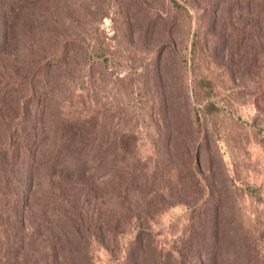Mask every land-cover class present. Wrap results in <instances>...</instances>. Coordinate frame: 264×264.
<instances>
[{
    "label": "rangeland",
    "instance_id": "1",
    "mask_svg": "<svg viewBox=\"0 0 264 264\" xmlns=\"http://www.w3.org/2000/svg\"><path fill=\"white\" fill-rule=\"evenodd\" d=\"M37 60L45 136L88 118L95 166L49 177L41 144L17 257L45 248L43 224L57 264H264V0H0V77Z\"/></svg>",
    "mask_w": 264,
    "mask_h": 264
},
{
    "label": "trees",
    "instance_id": "2",
    "mask_svg": "<svg viewBox=\"0 0 264 264\" xmlns=\"http://www.w3.org/2000/svg\"><path fill=\"white\" fill-rule=\"evenodd\" d=\"M46 66V60H37L34 67L26 72L0 77V99L4 96L13 98L11 101L13 111L11 122L0 139V233L3 231L1 264H57L61 260H65L63 252L65 245L55 234L48 232L47 226L43 224L36 225V230H32L31 233L32 239L43 230L49 234V237L41 238L45 243L43 244L45 248L37 250L33 255L22 254L17 257V253L23 251L24 248V232L21 217L16 213L19 211L22 214L24 211L27 199L35 184L33 182V167L36 164L41 144L47 140L51 142L46 168V175L49 177H82L85 174L88 177L89 170L95 166V150L92 149L96 137L91 134L92 131L88 134V118L72 114L62 116L57 120L58 130L53 137L47 138L44 134L43 118L41 117L44 113V104L40 102L39 105V94L38 96L36 94L37 91L43 92L42 83L46 82ZM29 100H33L38 110L36 118L40 129L38 132L32 130L33 123L27 117ZM13 164H18L22 172L20 176L13 173V186L5 191L6 187L1 184V180L7 178L4 175L5 171L10 170ZM52 199L64 208L62 202L65 197L62 193L57 192ZM63 212L60 215H63ZM10 216H15L12 223L7 221ZM61 218L63 223L67 221L65 215ZM65 225L68 228L72 226L71 222L65 223ZM203 251L201 248L200 255H203ZM179 264L182 263L179 262Z\"/></svg>",
    "mask_w": 264,
    "mask_h": 264
}]
</instances>
